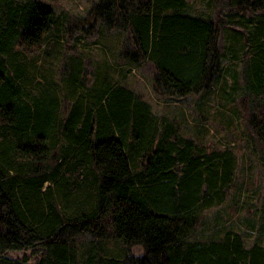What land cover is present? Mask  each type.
I'll return each mask as SVG.
<instances>
[{"label": "trees", "instance_id": "1", "mask_svg": "<svg viewBox=\"0 0 264 264\" xmlns=\"http://www.w3.org/2000/svg\"><path fill=\"white\" fill-rule=\"evenodd\" d=\"M191 2H95L89 15L131 42L117 61L96 63L90 83L80 55L64 58L60 81L46 72L63 14L42 0L0 3V264H264L259 238L247 244L232 227L196 236L233 183V150L185 135L122 81L149 61L157 91L185 96L204 88L225 50H241L245 95L263 105L247 121L264 145V0H229L226 17Z\"/></svg>", "mask_w": 264, "mask_h": 264}, {"label": "rangeland", "instance_id": "2", "mask_svg": "<svg viewBox=\"0 0 264 264\" xmlns=\"http://www.w3.org/2000/svg\"><path fill=\"white\" fill-rule=\"evenodd\" d=\"M42 1L56 13L65 16L67 28L54 49L58 58L53 61L54 69L48 67L46 70L49 74L57 75L55 82L60 81L58 74L61 73L62 61L68 56L83 57L85 79L90 83L96 63L106 59L117 61L120 59L117 52L123 44L130 45V36L126 31L122 32L115 26L108 27L101 18L89 15V9L98 0ZM190 10L212 17L219 11L226 17L231 6L229 0H219L214 10L208 5V0H193ZM234 26L237 27V24ZM218 31L217 48L224 51L227 42L222 36L221 26ZM245 59L241 50H225L219 62L220 69L215 71L204 88L181 97L170 96L154 88L156 69L149 61L132 67L122 81L150 103L153 113L178 119L183 124L185 135L202 141L209 148L226 147L233 150L237 158L233 183L227 189L222 203L204 211L202 225L196 236L208 237L222 228L232 227L245 234L247 244H251L256 238L264 241V145L251 136L247 117L249 113L260 115L263 105L259 97L245 95ZM103 87L96 85L94 92L99 93ZM78 237L86 241L91 235L80 233ZM133 252L138 253V250L134 249ZM25 254L28 255L29 251L9 252L12 257Z\"/></svg>", "mask_w": 264, "mask_h": 264}]
</instances>
